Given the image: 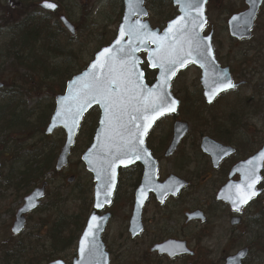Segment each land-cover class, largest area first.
<instances>
[{
  "label": "flooded vegetation",
  "instance_id": "af4514ba",
  "mask_svg": "<svg viewBox=\"0 0 264 264\" xmlns=\"http://www.w3.org/2000/svg\"><path fill=\"white\" fill-rule=\"evenodd\" d=\"M17 1L20 4V1ZM106 1L109 2V0ZM118 1L119 9L117 12L121 11V13L118 17L117 29L112 41H109L107 45L104 46L112 44L116 39L124 17V0ZM213 1L214 0H208L205 10L207 25L202 34L204 37H211L213 55L215 56L218 67L223 71H228L232 79V84L236 87L235 89L220 93L215 97L214 102L210 104L206 99V90L202 84L204 72L201 67L196 64H191L177 73L172 82L171 91L174 98L180 103L178 112L177 114H171L161 118L149 132L146 139V148H148L152 158L157 164V184H153L154 189L150 191L145 201V205L141 212L140 224L134 219V210L137 205L136 200L138 191L144 184L145 178L146 170L141 163L132 165L127 169L119 170L118 185L114 192L112 202L110 206L99 213L100 217L108 214L110 216L105 230L100 237L103 248L109 256L110 264H200L201 260L204 258L202 256L204 251L200 244L206 239H210L213 236V232L217 233L219 230L225 231L227 229L224 225L225 223H222V220L230 222V227L233 229L232 232L234 235L236 232L245 235L247 232L245 215L248 213L250 214L253 207L255 214L259 213V203L256 205L255 203L259 201V197L264 196V188L261 186L263 182L257 187V190H261L262 194L253 198L252 202L242 207L240 212L232 209L227 201L223 199L222 193L229 185H235L241 182L242 177H240L239 173H235V169L238 165L249 160L264 147V130L258 133L256 128L250 127L251 121L249 117V112L255 114L256 116L252 115L255 118L260 117V115L264 113L262 102H260L264 92V80H261L260 77L264 75V70L258 69V71L255 72L252 65L254 62L262 60L264 47H260V43H258V49H248V46L251 44L250 42L257 34L259 22L261 20L264 21V1L259 8L260 10L255 19L254 27L251 30L252 35L246 40H239L232 37L229 29V21L235 15L245 13V11L248 10L249 6L247 5V0H244L242 10L239 9L233 12L228 11L225 19L227 22L226 33H228L231 39H229L231 44L224 46L216 43L218 41V33L216 32L214 23L211 24V22H209V8ZM217 1L219 3L222 2V0ZM52 2H55L59 8L55 13L45 12L46 20L48 18H54L55 14H62L63 7H61L59 1L52 0ZM162 2L165 3L163 8L168 6L173 7L175 10V17L178 16L177 9L174 7L172 0H162ZM143 3L148 12V17L144 18V20L149 22L153 29L156 30V28H159L163 31L167 26L166 22L164 25L155 26L151 21V18L155 15L153 10L157 6L158 1L143 0ZM116 5L117 4H112L113 7ZM85 12L86 10L81 7L79 16H81L82 13L84 17ZM90 14L91 12H89L87 19L91 17ZM61 16L62 15H59V23ZM81 21L85 22L79 19L78 26L80 27H82ZM59 28L64 32H68L61 23ZM74 28L76 27L74 26ZM80 31L81 28H76V34L72 38H76ZM261 35L264 36V30L263 33L261 32ZM258 50L260 52H258ZM250 51H253L255 55L249 53ZM140 57L144 61L141 68L145 72V81L149 87H152L156 82L155 80L158 72L149 69L146 59L147 52L141 54ZM191 68L195 69L198 75L190 91L186 89L187 85H184L183 89L182 87H178L177 79L180 74L189 71ZM241 89L250 90V94L246 97V100L244 99L245 97L238 95ZM233 95H237V97L233 99ZM247 98H249V100ZM254 100L260 102V105L254 104V102H252ZM230 101H233L234 105L237 107L243 105L241 108H230L229 105L226 107V110H222L221 112L216 110V114L212 112V110L224 104L226 105ZM96 109L97 108H95L94 111ZM244 109L248 111L246 112ZM193 111L196 115L193 114ZM209 113L213 115L212 119L204 121L205 115ZM193 115H195V117H193ZM191 117H193V119ZM182 122L188 124L189 130L173 150L172 145L176 138L175 126L176 123ZM196 123L197 129H194L195 127L193 126ZM93 137L90 138L92 139L90 140V145L93 143ZM210 141L229 150L226 151L216 148L214 145H210ZM205 143L212 154L205 152ZM170 152H172V154H170ZM57 160L58 157L56 159V167ZM0 166V189H2V191L14 189L8 182L7 187L4 186L5 176L3 175V169L5 167L1 162ZM165 169L167 172H165ZM168 169H171V171H168ZM62 172L56 170V173L60 175L58 178L65 179L66 177H63L64 174H62ZM89 175L91 176L92 184H94L91 194L93 197L91 201L92 209L89 212L92 213L95 210L96 184L94 183L93 175L91 173H89ZM170 179H175L177 182L175 181L174 184L168 188ZM51 181L52 180H44L38 185V187H40L46 184L45 199L37 210L26 216L27 224L18 236L13 234L11 228L13 238H21L24 240L28 238L26 227L28 222H30V218L33 214L44 211L41 210V208H48L44 201L50 199L49 189L52 186ZM163 186H165V190L160 191ZM33 187H30L31 191L26 194L25 197L29 196L38 188ZM164 192L167 194L164 195ZM7 195L10 194L7 193L6 196ZM25 197L19 210L24 205ZM19 210L15 214V222ZM45 212H47V210ZM89 213L87 215H89ZM88 219L89 217L86 218L82 226V231L76 239L75 244L69 248L76 246L75 251H77L80 239L86 231ZM237 219L240 220V223L238 225L233 224L232 221ZM222 224L223 226L221 227ZM183 244L186 249L183 247ZM244 248L248 249L249 247L245 246ZM244 248L240 250H244ZM164 249L167 250L165 253ZM184 251H186V253H184ZM6 256L7 248H4L0 259L2 261L4 259L6 260ZM75 257L71 262L67 260V263L74 264L73 261ZM230 257L232 256H227L225 262Z\"/></svg>",
  "mask_w": 264,
  "mask_h": 264
},
{
  "label": "water",
  "instance_id": "95a60500",
  "mask_svg": "<svg viewBox=\"0 0 264 264\" xmlns=\"http://www.w3.org/2000/svg\"><path fill=\"white\" fill-rule=\"evenodd\" d=\"M264 0H247V5L249 6L248 10L245 11V13L235 15L233 18L230 19L229 23V29L232 37L243 40L250 38L252 35L251 30L254 27L255 19L257 17V14L259 12V8L263 4ZM174 3V7L178 8V16L169 21L167 23L166 28L161 31L159 28H156V30H153L149 22L145 21L144 18L148 17L147 10L144 7L143 0H140L139 4L135 3V0H124L125 4V11H124V17L122 19V23L120 25V28L118 30V34L116 37V40L112 42V44L108 47L102 48L101 52L96 54L93 62H91L90 66L83 72L80 73V75L74 77L72 80L67 83V89L65 94L59 95L56 98V110L54 114L51 117V122L49 124V127L47 128V136L54 134L60 127H62L65 130L66 133V142L64 146L61 149V154L57 160V171H62L63 168L67 167L69 164V157L72 153V147L76 143V138L79 134L80 127L82 125V122L85 118V116L93 110V108L98 107L100 109V121L98 124V129L94 135V141L93 144L90 146L88 151L84 154L82 157V162L86 166V170L93 175L94 183L96 184L95 187V210L94 212L89 216L87 222L86 231L83 234L82 238L80 239L79 248H78V258L73 263L74 264H109L108 261V255L105 253V250L103 248V244L101 242V234L105 230V226L109 221V214L104 215L102 217L99 216V213L105 210L106 207L110 206L112 199L114 197V192L118 185V176L120 173V169H127L132 165L136 164H143L145 168V178H144V184L142 185L141 189L138 191L137 200H136V208L134 210V219L138 221L140 224L141 220V212L145 205V201L147 200L150 191L154 189L153 184H157L156 181V161L152 158L151 153L149 152L148 148H146V136L148 135L149 131L155 126V123L160 120V118L171 115V114H177L180 103L174 98L171 91V85L174 81L173 79L177 75V73L184 69L187 66H190L191 64H196L197 66L201 67L203 69V86L206 90V99L208 103H213L214 99L217 95L220 93L226 92V90H232L234 88H227L225 90L217 91L214 96H212L211 100L209 99L210 94L212 93L213 89L217 87V83L221 77H223L225 80L231 81L232 79L229 76V73L227 70L223 71L220 67H218V64L216 62L215 56L213 55V49L211 45V37H204L202 34V31L204 30L206 23V6L208 3V0L206 3L203 2V0H198V2L202 6V16H197L196 11L193 9L189 15L185 8V4L188 2V0H172ZM45 3H51V2H43V4L40 5V7L47 11H53L55 12L58 9V6L55 9H48L44 7ZM181 17L184 19L181 20ZM195 18L196 20V26L193 30L192 25V19ZM177 21H181V23H187L188 24V32L185 34V36L181 37L178 34L175 33V29L180 27L179 24H177ZM62 22L64 26L68 29H70L71 32L74 31V28H72V24L68 21L67 18L62 17ZM138 25H145L146 27L141 28L140 32L144 33L145 36L143 39H136L134 37H131L128 33L132 30L138 27ZM169 28H173V32L169 33ZM121 29L125 30V36L121 40L120 38V32ZM176 35L175 41L172 40V37ZM188 35H194L196 37V40L201 45L202 49L207 50L208 55L207 59H202L199 55H197L196 52H193L192 59L189 60L187 63L183 64L182 66H178L175 73L168 77L167 85L163 84V81L161 80V69L159 67L153 68L152 67V57L154 53H157L158 51V44L152 42V37L157 38H163L165 36H168L169 39L165 41V43H173L175 42L177 45L180 44L185 38H187ZM120 40V43L117 44V41ZM123 47L124 51L119 52L117 51ZM135 49L134 52L131 53V56L134 57L137 61L136 68L143 73V77L140 80V84L143 85L142 89V95L146 96L148 92L150 91H156L159 90L162 95L166 94V98L169 101H176V110L174 112L165 111L163 114L156 116L150 123V125L147 127V130L143 132V135H140V129H137L134 124H138L143 128L146 121H143L139 117L141 116L140 111H133L131 107H129V111L125 112L123 115V119L119 122L122 127L118 129V133L114 131L111 127H106L105 124V109L102 104H98L96 102H92L87 107L84 108V110L80 113L79 120L77 124L73 127L72 125V114L76 111L78 105L82 103L80 100V94L78 92V81H83L84 78L87 76L88 73H91L93 71L92 65L95 64L98 60L101 59V53L105 49H113V54L116 56L117 64L120 63V58L124 57L125 59H129V52L131 49ZM147 52V61H148V67L152 71H157V77L156 82L152 87H149L147 85V82L145 81V72L142 70L141 66L144 63L143 59H141L140 55ZM105 74H107V68H105ZM2 86L0 84V89H2ZM117 91H120L119 89ZM125 95H128V93H124ZM59 113H63V115H58ZM131 116H136L137 119L133 122L130 119ZM65 120H67V127L65 126ZM189 126L186 123H176L175 126V135L176 138L173 142V150L176 148V145L183 139L185 134L188 132ZM137 138L142 139L143 143L137 145V149L139 150V159H130V162L125 166L124 164H118L115 168V177L112 182V188H111V194L107 197L104 195L105 187L106 185L103 183L104 179L107 177V173L104 172V174L101 176V178L98 179V173L102 172L103 169L107 167L106 165V158L109 156L110 152L114 153L117 150V147H126V142L136 141ZM211 142V141H210ZM210 145H214L216 148H220L223 150L228 151L229 149H225L221 147L220 145H216L215 143L211 142ZM172 150V152H173ZM205 152H208L212 154L210 149L207 147L206 143L204 146ZM170 152V154H172ZM135 154V153H133ZM262 154H264V147L261 151L256 153V155L252 156L249 160L240 163L238 167L235 169V173H239L240 177H242L241 182L233 185H229L226 187V190L223 191L222 197L224 200L227 201V203L232 207L234 211L235 206L232 202V199L230 197L234 198L236 186L241 185L243 186L245 184L246 179V172L255 169V174L260 177L259 182L255 185V191L257 192V195L253 196L246 205H249L253 198H256L262 194L261 190H257V187L263 180L262 173L264 171V159H262ZM132 154H130L131 156ZM228 155V154H227ZM1 169V166H0ZM1 181V177H0ZM73 180L71 179L69 183H71ZM175 179H170L168 188H170L174 182ZM177 182V181H176ZM166 186V185H165ZM160 190H165L164 187ZM46 184H43L40 189L34 190L30 196L26 197L24 206L19 210V213L16 216V222L12 228V232L15 235H19L20 232L25 228L26 220L25 217L30 212L36 210L40 205L42 200L45 198V190H46ZM144 194L143 200L141 199V194ZM167 194L164 192V195ZM98 199L103 202L105 199H107L108 203H103L102 207L97 208L96 204ZM241 207V209H242ZM240 212V211H239ZM98 217V227L94 228V237H89L87 241H85V236L88 232L89 226L91 225L92 216ZM233 224L238 225L240 223V220L232 221ZM185 245L183 244V247ZM84 248V251L81 252V248ZM186 249V247H184ZM167 250L164 249V253ZM186 253V251H184ZM249 250L244 249L243 251L238 252L236 255H233V257L228 258L226 260L225 264H243L244 260L248 257ZM50 264H65L62 261H55Z\"/></svg>",
  "mask_w": 264,
  "mask_h": 264
},
{
  "label": "trees",
  "instance_id": "16d2710c",
  "mask_svg": "<svg viewBox=\"0 0 264 264\" xmlns=\"http://www.w3.org/2000/svg\"><path fill=\"white\" fill-rule=\"evenodd\" d=\"M19 1L20 8L35 6V2L28 5L25 0ZM58 1L62 6L69 2V0ZM157 1V6L153 10L154 13H158L165 6L162 0ZM109 2L117 4L114 6L115 10L119 9L118 0H109ZM168 7L172 12H175L173 7ZM33 8L31 13L27 11V7H25L24 12L21 9L19 11L20 19L18 20L11 19L10 21L0 18V40L3 34L5 38V41L0 42V83L4 84L3 89L0 90V156L4 157L6 154V157L10 158L11 172L5 176L4 182L8 181L17 193L24 189L29 191L30 187H36L44 180H54L60 176L55 170L56 159L65 140L61 138V141L57 143L56 140H52L51 137L48 138L45 135V129L50 120L49 117L55 108V95L59 94V92L55 94L52 87L56 83L61 86L60 91L64 90L69 79L85 68H80L76 72H72L73 70L70 72L68 68L65 69L63 59L66 62L67 60L71 61L76 58L75 55L69 53L68 56L62 51L60 43L56 40L59 38V28L57 29V24H55V27L51 25L53 19L47 21L45 15L38 13L39 8L37 6ZM2 13H4L3 9ZM28 15L29 18L26 25H24L22 18ZM174 17L175 14L169 15L167 21ZM70 39L72 40V37ZM5 66L11 68L8 71L9 74H7L11 78L9 84V80L5 79L1 72ZM25 85L29 89L24 88ZM41 90H47L46 97L49 99L47 110L41 108L39 104L37 107L27 105L29 100L38 97L39 94L37 93ZM194 111L193 114H195ZM87 117L91 123L90 128L94 124L96 129L99 118L98 111H93ZM38 129L41 132L38 131L36 135L41 134L42 139L31 138L30 135ZM93 135L94 132L90 138ZM31 140L34 142L41 141L45 144H40L43 145L42 147L34 144V146L27 148L26 144ZM22 145L25 146L21 147ZM261 186L264 188V180ZM76 200L82 202L83 199L79 196ZM84 200L88 206L85 214L80 213L70 217L57 211V203L54 202V199L50 202L49 205L54 202L48 208H50V211L56 212L55 220L53 223L49 220H43L40 228L51 226V229L49 233L45 234L44 238L39 237L44 239L43 242L38 241L39 250L43 251V248L45 249L47 245L50 254L37 252L33 243L31 245L28 242L30 238L26 240L18 238V240L12 237L6 242L11 245L7 248L6 260L4 259L3 262L0 259V264H36L35 260H37V264H46L60 257L66 248L68 249L75 244L82 231L88 209H91V200H89L87 194H85ZM258 203L259 213L255 214L254 212L253 217L249 219L250 229L247 232L251 235L252 240L247 244L250 249L248 259L251 258V254L254 253L255 249L258 256L262 257L264 255V196L255 205ZM41 210L46 211V208H41ZM4 245L6 244L4 243ZM0 248H2V245H0ZM246 262L244 263L246 264Z\"/></svg>",
  "mask_w": 264,
  "mask_h": 264
},
{
  "label": "rangeland",
  "instance_id": "374dc122",
  "mask_svg": "<svg viewBox=\"0 0 264 264\" xmlns=\"http://www.w3.org/2000/svg\"><path fill=\"white\" fill-rule=\"evenodd\" d=\"M41 0H37V3H40ZM43 1V0H42ZM52 1V0H51ZM55 1V0H53ZM244 0H222L221 3H219L217 0L213 1L211 3V6L209 8L210 14H209V22L214 23L216 32L218 33V41L216 43L220 44L221 46L229 45L231 44V39L229 38L228 33H226V17L228 14V11H235V10H242L244 6ZM19 2L17 0H0V18H5L7 20H18L20 19L19 11L22 9L23 12L25 10V7H27L28 11L31 10L30 6H25L24 8H20ZM61 7H63L62 14H55V19L51 22V25L55 27V24H58L57 29L59 28V15H64L65 17H69L70 21L74 24L76 28H81V31L78 32V35L76 38L70 39V34L68 32L62 31V29L59 28L58 33V39L57 42L60 43V46L62 48V51L64 54L66 53L69 56L70 54L75 55V59L65 62L64 67L65 69L68 68V70L71 72L79 71L80 68L83 69L86 67L90 62L91 59L94 57L95 52L99 51L98 49L101 48L102 45H106L109 41H112L115 31L117 29V21L118 17L120 16L121 11L117 12V9L115 10L112 6V2H107L106 0H69V2H66V5L61 4ZM68 9H67V8ZM81 7H83L86 12L84 14V17L79 16ZM2 9L4 10V13H2ZM91 12V17L87 19V16ZM226 12V13H225ZM38 13L45 15V12H43L40 8ZM175 14L170 10L169 7L162 8L159 10L158 13H155L154 17L151 18L152 24L155 26L164 25L165 22H167V19L169 15ZM51 18H48L47 20H52ZM79 19L84 20L85 22L81 21L82 27L78 26ZM87 19V22H86ZM261 20V19H260ZM85 23V24H84ZM259 27L257 28V34L255 35L254 39L250 42L251 44L248 46V49H258L257 45L260 43V47H264V36L261 35V32L263 33L264 30V21L261 20L259 22ZM103 37H102V36ZM55 36V35H54ZM57 38V36H55ZM108 38V39H106ZM230 39V40H229ZM262 40V41H261ZM5 41L4 34L1 36L0 42ZM263 42V43H261ZM217 44V46H218ZM255 47V48H254ZM258 52H260L258 50ZM249 53L255 55L253 51H250ZM94 54V55H93ZM263 58L262 60L258 62H254L253 69L254 71H258V69L264 70V51H263ZM67 56V57H68ZM68 66V67H66ZM10 66H5L2 69V76H4L5 79L9 80L8 84L11 82V78L7 74L8 71H10ZM198 72L191 68L189 71H186L178 77V87H182L184 85H187L186 89L191 91L192 84L195 82V78L197 77ZM261 80H264V75H261ZM54 87H52V90L55 91V94L60 92L61 86L59 84L54 83ZM26 89H29L28 86L25 85ZM35 94V92H33ZM37 94L38 97L36 99H31L28 101L27 105L30 107H37L39 104L41 108L48 109V101L46 95L47 90L39 91ZM250 94V90L241 89L239 90V96L246 97ZM237 95H233V99H235ZM249 100V98H247ZM254 104L260 105V102H262V109H264V92L261 96L260 102L258 101H252ZM230 105V108H241L242 105L236 106L234 105L233 101L228 102L226 105H222L215 110H212L214 114H216V110L222 111L226 110V107ZM195 107V106H194ZM244 111H248L247 109H244ZM264 111V110H263ZM228 112V111H227ZM262 114V113H261ZM256 116L252 112H249V117L251 121L250 127H254L257 129V132L260 133L261 130H264V113L260 115V117L255 118L253 116ZM212 114H206L204 117V121L212 119ZM195 117V115L193 116ZM192 118V117H191ZM193 119V118H192ZM195 123V122H194ZM90 121L89 119H86L85 123L83 124L82 131L80 133V136L78 138V143L73 149V154L70 157V164L69 166L62 172L63 177L65 179H54L51 181V188L49 189L50 197L54 199V202L57 203L58 212H63V214H66L67 217L75 216L77 214H85V211L87 209V203L84 200L85 194L88 195L89 200L92 201V190L93 185L92 179L89 173L86 172L85 166L81 162V157L83 156V153L87 149V146L90 144V137L94 132V124L90 128ZM196 124H194L193 127L196 128ZM91 129V130H90ZM41 132V130L34 131L32 135H30L31 138L35 139H42V135L38 134L37 132ZM36 135V136H35ZM6 136V135H5ZM61 138H64V132L62 130L58 131L54 136L51 137L52 140H56L57 143L61 141ZM37 144L38 147H42L45 144L41 141L34 142L33 140L28 141L27 148H30L32 145ZM25 145H22L23 147ZM20 147V148H21ZM190 153V151H189ZM0 162L5 167L3 169V175L6 176L11 172V166L10 165V158L6 157V154L4 157L0 156ZM167 167V166H166ZM169 167V166H168ZM168 171H171V169ZM165 172L167 170L165 169ZM74 177V181L72 183H69L68 180ZM8 182V181H7ZM7 182H4V186L7 187ZM63 186V187H61ZM35 188V187H33ZM31 190L29 189L22 190L20 192H16L14 189H10L8 191H5L0 189V244L2 245V248L0 249V256H2V252L4 248H9L11 245L6 243L9 241V237L12 238V232L11 228L13 226L14 218L16 212L19 210V207L22 205V202L24 200V197L26 194H28ZM85 192V193H83ZM87 192V193H86ZM10 194L7 195L6 194ZM81 197L82 202L76 200L77 197ZM52 199H49L48 201L45 200L44 203L49 205ZM92 203V202H91ZM92 205V204H91ZM47 208V207H46ZM50 208H47V212L42 211L41 213H35L30 218V222H28V225L26 227L27 236L30 238L28 242L33 243V246L37 249V252H40L38 246V241L43 242L44 239H40L45 237V234L47 232H50V227L42 226L40 228V224H42L43 220L49 222H52L55 220L54 217L56 215V212H52L49 210ZM91 211L88 209L87 214ZM249 212V211H248ZM249 214V213H248ZM245 215V222H246V229L247 231L250 229L249 219L253 217L254 214V207L252 211H250L249 215ZM222 223H225L224 225L227 227L225 231H218L217 233L213 232V236L210 239H206L203 241L200 245L202 246V250L204 251L202 256L204 257L200 264H224L225 258L227 256H233L236 254L240 249H243L247 244L252 240L251 235L246 232L245 235H241V233L232 232L233 229L230 227V222L222 220ZM223 224L221 225V227ZM38 229V230H37ZM223 234V235H222ZM230 236V238H229ZM226 239V240H225ZM43 240V241H42ZM27 242V241H26ZM76 246L73 248L66 249L65 253L60 255V259L68 260V262H71L77 251ZM256 249L253 251L251 258L247 260L246 264H264V255L262 257L258 256L257 252H255ZM46 254H50L48 251V246H45V249L43 248V251H41ZM204 260V261H203ZM36 264H37V260ZM121 261V259H120ZM122 262V261H121ZM45 264V263H44Z\"/></svg>",
  "mask_w": 264,
  "mask_h": 264
},
{
  "label": "snow or ice",
  "instance_id": "6c2138e0",
  "mask_svg": "<svg viewBox=\"0 0 264 264\" xmlns=\"http://www.w3.org/2000/svg\"><path fill=\"white\" fill-rule=\"evenodd\" d=\"M140 0H135L136 4H139ZM204 3L207 0H203ZM44 7L48 9H55L57 6L54 3H45ZM187 12L191 13L194 9L197 16H202V6L198 0H188L185 4ZM184 18L181 17V20ZM177 24L180 27L175 29V33L183 37L188 32V24L181 23L177 21ZM193 30L196 26L195 18L192 19ZM146 27L145 25H138L137 28L132 29L128 34L131 37L136 39H143L145 34L140 32L141 28ZM169 33L173 32V28H169ZM125 30L121 29L120 38L121 40L125 36ZM169 37L165 36L163 38L152 37V42L158 44L157 53L153 54L152 57V67H159L161 69V80L164 85H167L168 77L173 75L178 66H182L192 59L193 52H196L202 59L206 60L208 52L205 49L201 48V45L196 40L194 35H188L180 44L165 43ZM176 35L172 37V40L175 41ZM120 43V40L117 41V44ZM117 51L123 52L124 49L121 47ZM135 49H131L129 52V59L124 57L120 58V63L117 64L116 56L113 54V49H105L101 53V59L98 60L95 64L92 65L93 71L88 73L83 81H78V92L80 95V103L76 111L72 114V125L73 127L77 124L80 113L92 102L102 104L105 109V124L106 127H111L114 131L118 133V129L122 127L119 123L123 119L125 112L129 111V107L133 111H140L141 116L139 117L143 121H146L143 128L140 125L134 124L137 129H140V135H143V132L147 130V127L150 125L151 121L158 115L163 114L165 111L174 112L176 110V101H169L166 98V94L162 95L159 90L150 91L146 96L142 95L143 85L140 84V80L143 77V73L136 68L137 61L134 57L131 56V53ZM105 68H107V74H105ZM236 87L231 81L225 80L221 77L217 83V87L213 89L212 93L209 96L211 100L212 96L216 94L217 91L225 90L227 88ZM120 91H117V90ZM124 93H128L125 95ZM58 115H63L59 113ZM131 121L137 119L136 116L130 115ZM65 126L67 127V120H65ZM143 140L137 138L136 141H127L126 147H117L116 152H110L109 156L106 158L107 167L98 173V179L104 174L107 173L106 179L103 183L106 185L104 195L105 197L111 194L112 182L115 177V168L118 164H127L130 162V159H139V150L137 145L142 144ZM135 153V154H133ZM130 154H132L130 156ZM262 159H264V154H262ZM260 177L255 174V169H252L246 172L245 184L243 186L237 185L234 198L232 202L235 206L236 211H240L243 205H246L248 201L255 195V185L259 182ZM144 194H141V199L143 200ZM109 201L105 199L101 202L99 199L97 201L96 207H102L103 203H108ZM91 225L89 226L88 232L85 236V241L89 237H94L93 229L98 227V217L92 216ZM84 251V248H81V252ZM174 254V253H173Z\"/></svg>",
  "mask_w": 264,
  "mask_h": 264
},
{
  "label": "bare ground",
  "instance_id": "6f19581e",
  "mask_svg": "<svg viewBox=\"0 0 264 264\" xmlns=\"http://www.w3.org/2000/svg\"><path fill=\"white\" fill-rule=\"evenodd\" d=\"M25 2L28 4V5H30V4H32V3H34L35 4V6H39V5H41V4H43V2H44V0L42 1H40V3H37V0H25ZM33 4V5H34ZM35 6H32L31 7V10H30V13H31V11H33V7H35ZM28 11V10H27ZM29 13V14H30ZM28 18H29V15L27 16V17H25V18H22L23 19V22H24V25H26V21L28 20ZM22 22V21H21ZM28 26V25H27Z\"/></svg>",
  "mask_w": 264,
  "mask_h": 264
}]
</instances>
